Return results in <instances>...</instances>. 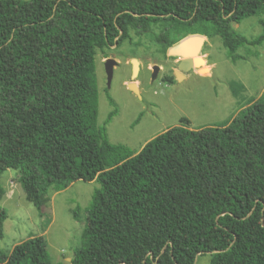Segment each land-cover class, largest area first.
<instances>
[{"label": "trees", "instance_id": "16d2710c", "mask_svg": "<svg viewBox=\"0 0 264 264\" xmlns=\"http://www.w3.org/2000/svg\"><path fill=\"white\" fill-rule=\"evenodd\" d=\"M260 14L264 0H0V239L1 177L14 169L41 213L75 181L99 183L90 240L71 264H194L204 253L210 264H264V92L230 122L177 125L132 152L98 125L95 72L98 51L134 32L165 54L189 35H218L244 58L237 49L264 33L248 39L232 23ZM0 264L54 263L38 235L0 249Z\"/></svg>", "mask_w": 264, "mask_h": 264}, {"label": "rangeland", "instance_id": "374dc122", "mask_svg": "<svg viewBox=\"0 0 264 264\" xmlns=\"http://www.w3.org/2000/svg\"><path fill=\"white\" fill-rule=\"evenodd\" d=\"M264 14L251 15L232 27L248 39L264 33ZM207 37V36H206ZM12 54L11 48L5 49ZM244 58L233 60L220 36L207 37L201 56L212 70L193 69L182 78L175 74L179 58L165 54L148 34L132 33L119 47L98 51L95 72L98 86V125L106 126L110 142L138 152L149 140L177 125L193 129L230 122L238 112L264 92V42L237 49ZM115 62L110 73L106 60ZM132 58L139 60L136 82L139 95L128 89L133 73ZM160 67L153 78V67ZM244 90H239V85ZM113 115L111 116V114ZM189 121V123L187 122ZM17 170H6L1 184L6 194L1 201L7 213L0 249L10 252L15 245L43 235L54 264H71L74 250L89 241V209L99 183L78 180L51 196L42 213L26 199ZM13 181L14 185H9ZM79 209L80 218H75ZM211 254L198 255L194 264H210Z\"/></svg>", "mask_w": 264, "mask_h": 264}, {"label": "water", "instance_id": "95a60500", "mask_svg": "<svg viewBox=\"0 0 264 264\" xmlns=\"http://www.w3.org/2000/svg\"><path fill=\"white\" fill-rule=\"evenodd\" d=\"M206 43V36L202 34H192L189 35L182 40H180L178 43L173 45L169 48L168 54L177 56L180 58V62L178 63L177 69L175 71V74L178 78L184 77L185 74L190 72L193 69H197L198 72H203L204 69H209L211 71V68L206 67H196L195 64L197 61H205L206 60L201 56L202 49ZM201 59V60H200ZM114 60L112 58H108L106 60V65L108 68V72L110 73L112 66L114 64ZM131 62L133 64V73H132V81L128 83V89H130L135 94L139 95V86L136 82V78L138 76V72L140 69L139 66V60L137 58H132ZM160 67L158 65H155L153 67V78H156L158 75Z\"/></svg>", "mask_w": 264, "mask_h": 264}, {"label": "built area", "instance_id": "2783aa9c", "mask_svg": "<svg viewBox=\"0 0 264 264\" xmlns=\"http://www.w3.org/2000/svg\"><path fill=\"white\" fill-rule=\"evenodd\" d=\"M9 185H14V182H13V181H10V182H9Z\"/></svg>", "mask_w": 264, "mask_h": 264}, {"label": "crops", "instance_id": "0c3cea01", "mask_svg": "<svg viewBox=\"0 0 264 264\" xmlns=\"http://www.w3.org/2000/svg\"><path fill=\"white\" fill-rule=\"evenodd\" d=\"M206 40H207V37H206ZM208 67H210V68H211V70H212V65H209Z\"/></svg>", "mask_w": 264, "mask_h": 264}, {"label": "flooded vegetation", "instance_id": "af4514ba", "mask_svg": "<svg viewBox=\"0 0 264 264\" xmlns=\"http://www.w3.org/2000/svg\"><path fill=\"white\" fill-rule=\"evenodd\" d=\"M179 58V57H178ZM180 62V58H179V61H178V63ZM178 63H177V66H178Z\"/></svg>", "mask_w": 264, "mask_h": 264}]
</instances>
